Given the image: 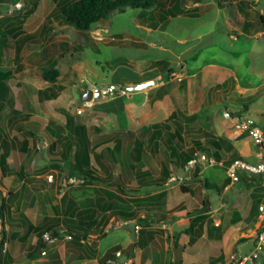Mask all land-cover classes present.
I'll use <instances>...</instances> for the list:
<instances>
[{
  "label": "rangeland",
  "instance_id": "374dc122",
  "mask_svg": "<svg viewBox=\"0 0 264 264\" xmlns=\"http://www.w3.org/2000/svg\"><path fill=\"white\" fill-rule=\"evenodd\" d=\"M159 2L160 6L152 8L154 13L194 10L197 17L178 14L153 29L147 11L139 16L141 10L126 9L107 16L89 32H79L57 22L58 13L56 21H46L53 0H0V31L5 33L0 37L5 42L0 44V71H13L5 82L7 92L0 94V143L1 152H6L5 172L0 166V190L7 206L3 249L12 258L11 264H99L117 243L123 246L125 257L133 259L139 234L135 226L141 230V219L163 212L165 192L155 198L162 189L150 181L161 178L162 166L173 169L177 179L163 187L178 189L170 193V204H192L180 186L190 194L202 187L192 169L171 167L175 159L164 143L165 136L156 145L149 142L151 125L174 115L168 122L169 132L181 125L183 149L194 155L200 152L193 149L196 141L206 149L212 140L230 148L235 133L228 113L248 114L256 121L254 108L264 104V21H260L264 0L260 5L248 2L243 13L238 11L237 0ZM43 25L52 28L48 35L42 32ZM24 35L31 37L24 39ZM16 46H20L18 62L14 60ZM44 67L58 73L56 85L63 87L55 100L39 99L38 92L47 88L58 92L56 85L42 80ZM144 83L151 85L138 92L126 91ZM113 85L123 90L81 101L87 89ZM66 115L85 125L89 139L98 141L101 166L92 164L97 175L111 177L136 193L121 194L115 185H86L71 175L73 139L66 128ZM117 138L121 150L114 160L105 148H112ZM134 140L143 146L138 163L133 160ZM222 171L209 166L204 175L218 181ZM137 172H147L150 178L139 179ZM98 198L105 211L93 205ZM122 208H130L137 221L125 223L116 215ZM91 212L89 235L77 231L79 239L67 240L65 229L76 233L70 225H79L81 220L86 225ZM31 222L44 225L48 236L58 233L64 237L53 238L38 252L34 251V235L26 243L8 238L13 232L24 235ZM156 234L164 236L159 230ZM153 244L156 251L159 241ZM251 246H244L246 253ZM148 255L142 253L141 264H148ZM259 262L264 264V251Z\"/></svg>",
  "mask_w": 264,
  "mask_h": 264
},
{
  "label": "crops",
  "instance_id": "0c3cea01",
  "mask_svg": "<svg viewBox=\"0 0 264 264\" xmlns=\"http://www.w3.org/2000/svg\"><path fill=\"white\" fill-rule=\"evenodd\" d=\"M237 1L239 3L237 8L241 13L244 12L243 6L248 2L253 1L256 5L261 4V0H250L245 3L239 0ZM262 15L261 13V16ZM261 16L260 21H264V18ZM245 27L246 25L243 23L242 30H245ZM260 107H262V109ZM254 110L258 112L257 119L256 121L254 120L256 125L264 129V104H261L258 108H254ZM233 132L235 136L230 137L231 142L229 143V149L219 140L213 141L216 142L219 149L210 142L207 146L208 152L206 156L216 161V165L214 166L223 169L220 180L214 181L208 179L204 175V168L209 167L207 165L198 163L195 168L192 169L193 173H196L199 184L200 180H206L208 183L217 186L219 191L205 190L200 184L202 187L198 193H181L183 196L189 195L191 197L190 201L192 204L190 205L185 201H179L173 204L169 203L170 193L173 191L178 192V189H176L174 185H169L166 190H161L165 192V204L162 206L163 213H165L168 218L173 216L179 217L175 221L165 224H142V229L138 231V247L134 249L135 257L133 259L129 258L130 264H141L139 259L145 251L148 252L150 258V260H147L148 264H235L232 262L231 256H240L246 253L247 251L244 248L246 244H251L253 246V236L259 225L257 207L264 202V185L261 183L258 176L248 175L245 172H238V181L232 182L226 177L225 168L234 160L238 159L250 164H255L258 162L261 152L259 148L253 145L246 134ZM240 135H243L244 138H239L238 136ZM89 140L90 165L92 166L94 162L97 166H101V163L98 164L101 158V151L100 153H96L98 141L95 140L93 142V140ZM71 147H73V140ZM112 148H105V150H112ZM114 155L111 156V158L115 160ZM183 179L184 181L189 180L188 177H184ZM201 208V213L198 214L197 210ZM187 213H189L190 216H185ZM134 221H137V219L132 221L124 220L125 223H132ZM31 224L37 226L32 222ZM190 225H193L191 235L185 233V230L189 228ZM38 226L44 229V225ZM68 228L69 227L65 229V232L70 231ZM70 228L73 232H83L87 227H82V225L79 224L75 226L70 225ZM158 230L160 234L163 233L164 236L157 237L158 235L156 232ZM199 231L201 235L197 237ZM71 234L73 235L74 233ZM31 235H29V237ZM72 235L68 234L67 236H70L72 239ZM190 236L194 239L196 238L192 244L189 243ZM35 238L37 241L36 236ZM154 241H159V247L156 251L152 248ZM238 242L243 243L238 246ZM125 245L126 243L124 246ZM114 246H120V244L117 243Z\"/></svg>",
  "mask_w": 264,
  "mask_h": 264
},
{
  "label": "trees",
  "instance_id": "16d2710c",
  "mask_svg": "<svg viewBox=\"0 0 264 264\" xmlns=\"http://www.w3.org/2000/svg\"><path fill=\"white\" fill-rule=\"evenodd\" d=\"M160 0H53L54 7L52 11L47 16V20H57L58 15H55L56 13L59 14V20L57 22H61L62 25H68L73 27L75 30L79 32H89L92 27L101 21H103L107 16H111L116 13H123L126 9H132V10H141L139 13V16L144 15L145 11H147L148 19H150V28L156 29L159 25L164 24L167 22L168 18L170 17H176L178 14H185L186 16H192L197 17V14L191 11H172V10H161L158 12H153L152 8L155 4L157 6H160L161 3ZM242 3H245L246 1L250 0H239ZM34 5V4H32ZM35 8V6H33ZM25 20V17L21 19L20 23ZM52 31V28H45V25L42 27V32L44 35H48ZM17 33H20L19 30ZM4 37L5 33L0 31V37ZM31 36L24 35V39H29ZM23 39V38H22ZM4 41L0 38V44L4 45ZM19 52H20V46H16L15 48V58L14 60L16 62L19 61ZM162 64V62H156V65ZM11 70H7L5 72L0 71V94H4L7 92L8 88L5 84L7 80H9L12 76ZM41 78L44 82L49 83L50 85H56L57 79H58V73L55 70L49 69V68H42L41 69ZM57 86V85H56ZM58 92L51 91V88H47L43 91L38 92V96L40 101H51L55 100L59 93L63 90L62 86H57ZM123 90V89H121ZM237 115L236 113L231 114L228 113V116H234ZM66 119V128L70 131L73 138V153H72V165L68 169L71 175L75 178H81L83 180V184L91 185L93 183H100L104 185H115L117 190L121 194H127L128 192L136 193L133 190L127 189L125 185L119 183L118 181L113 180L111 177H101L97 175L96 171L92 168L90 165L89 160V148H90V140L87 135V130L85 125L76 124L74 119L70 117L69 115L65 116ZM175 119V116L172 115L168 119L165 120L164 123H155L151 125V135L149 137V142L154 143V145L157 144L158 141H160L164 136V143H166V146L168 150L170 151L171 156L175 161L171 160V167H186L187 163L191 160L193 153L192 151H186L183 149V139H182V126L177 124L176 130L173 132H169L170 127L168 126L169 121H173ZM2 139V138H1ZM214 140L210 141L217 149L219 147L217 146L216 142H213ZM114 146L112 150H106L108 154L113 156L114 154L120 152L121 150V140L115 139ZM5 144H3L4 146ZM194 150L205 152L207 153L208 150L203 147L202 143L196 141L194 142ZM2 151V144L0 143V166L2 168V171L5 172L6 170V152ZM133 151H134V157L133 160L135 163H138L141 160L142 157V151L143 146L142 143L139 140H134L133 143ZM99 159V156H98ZM98 164H100V161H98ZM131 169H133V166H130ZM136 177L139 179L142 177H148L150 178V175L147 172H137ZM175 178L174 182L177 181L175 173L173 169H169L167 165L162 166V172H161V178L159 179H148L150 181H153L154 186H158L159 189L163 190L164 185L166 182L170 179ZM148 183V182H146ZM144 183V184H146ZM200 184L203 186L205 190H214L219 191V188L213 184L208 183L206 180H200ZM150 186L147 184L145 187ZM180 191L183 194L191 193L187 188L184 186H180ZM164 196V192H159L158 194H155V198H161ZM152 199V197L150 198ZM102 198H98L93 205L97 207V209H100L102 211H105L102 206ZM204 204V203H203ZM204 206V205H203ZM202 206V208H203ZM6 199L2 195V192L0 190V223H1V230H0V264H11L12 258L9 254H7L6 251H4L3 246L6 242V232L4 230L5 223H4V214L6 213ZM197 210V213H201V210ZM84 213V212H82ZM94 213V212H93ZM116 215L124 219L125 221H132L136 219V214L130 209V208H122V210H118L116 212ZM185 216H190L189 213L185 214ZM82 216H80L81 218ZM90 218H88V221L86 222V225L83 224L82 220L77 221L78 224H81L82 227L86 226V230L83 232L80 231L82 236H87L91 232V225H92V212L89 215ZM179 216H173L171 218H168V216L161 212L160 214H152L147 216L146 218L141 219L142 224L150 225V224H165L169 222H173L176 219H178ZM94 219V218H93ZM193 225H190L189 228L185 230L186 234L191 235ZM69 229V228H68ZM46 228L43 229V227L40 226H34L32 224H29L27 226V231L23 236H19L18 233L13 232L10 234L8 238L13 240H18L20 243H26L29 235L33 234L37 237L36 244L34 246V251L38 252L39 249L45 248V244L42 236L45 234ZM73 232V231H72ZM69 235H72L70 232H66ZM79 233L76 231V234L74 233L72 235V239L75 241L78 238ZM201 235V232H198L199 237ZM51 238H57L62 239L64 237V234H58L53 233ZM196 239V238H195ZM195 239L190 236L189 243L192 244ZM247 241V240H242ZM77 242V241H76ZM122 250L121 246H114L108 250L106 255L99 260V264H105V261L113 256V254L117 251ZM28 255H31L28 253ZM34 257V255L32 256Z\"/></svg>",
  "mask_w": 264,
  "mask_h": 264
},
{
  "label": "built area",
  "instance_id": "2783aa9c",
  "mask_svg": "<svg viewBox=\"0 0 264 264\" xmlns=\"http://www.w3.org/2000/svg\"><path fill=\"white\" fill-rule=\"evenodd\" d=\"M101 91L102 93L112 94L115 90L111 86H108ZM229 119L233 131L238 134H246L253 145L260 149L261 154L258 162L255 164H250L240 159L234 160L225 168L226 177L232 182H237L238 172H245L248 175L258 176L261 183L264 185V129L256 125L255 121L249 115L243 113L231 116ZM198 163L207 166L216 165V161L213 158L206 156L204 153L196 152L187 163V168L194 169ZM171 180L173 181L175 178ZM79 183H83V180H80ZM257 211L259 225L253 236L252 250L236 258L231 256V260H234L235 264H259L260 255L264 251V202L258 205ZM139 230L140 227L136 225L135 232L138 233ZM65 238L67 240L71 239V237L67 235ZM42 239L44 243L53 242V238L47 234H44ZM105 264H130V260L126 258L122 250H120L106 260Z\"/></svg>",
  "mask_w": 264,
  "mask_h": 264
},
{
  "label": "water",
  "instance_id": "95a60500",
  "mask_svg": "<svg viewBox=\"0 0 264 264\" xmlns=\"http://www.w3.org/2000/svg\"><path fill=\"white\" fill-rule=\"evenodd\" d=\"M154 83V82H153ZM152 83V84H153ZM149 85H151L150 83H144V84H139V85H136V86H133V87H128L126 88V91L128 93H133V92H138V91H141L143 89H146L149 87ZM116 92H119L121 91V87L120 86H116V85H113L111 86ZM101 95H102V91L101 89H95V90H92V89H87L85 91V93L81 96V101L82 102H89L91 100H98L99 98H101Z\"/></svg>",
  "mask_w": 264,
  "mask_h": 264
}]
</instances>
